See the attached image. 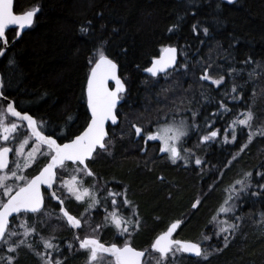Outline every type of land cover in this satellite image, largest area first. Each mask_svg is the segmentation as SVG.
Listing matches in <instances>:
<instances>
[{"label": "trees", "instance_id": "16d2710c", "mask_svg": "<svg viewBox=\"0 0 264 264\" xmlns=\"http://www.w3.org/2000/svg\"><path fill=\"white\" fill-rule=\"evenodd\" d=\"M37 6L39 11L34 23L20 36L15 27L5 32L8 47L0 57L2 90L16 102L17 109L28 111L37 121H44L45 134L52 135L55 131L54 138L59 142L66 141L59 139L62 128L69 137L79 134L90 119L86 99L89 58L101 44L109 58L117 63L126 87L123 102L117 108L119 122L108 127L114 145L112 154L101 152L89 167L109 181L108 188L120 192L127 186V198L136 206L141 221L139 230L128 237L119 236L111 225L95 233L85 226L77 234L81 238L94 235L106 244L123 245L131 239L133 247L143 249L171 222L181 219L183 223L175 238L200 242L211 254L204 259L177 253L174 258L168 257L167 264H264V222L260 223L264 189L257 187L264 184V176L256 175L264 173V71L257 72L250 80L248 72L255 65L244 63L251 57L264 69V0H233L232 4L224 0H14L13 3L17 14ZM88 22H91L89 31L82 33L80 28L87 27ZM173 25L177 27L170 32ZM193 25H197L195 31ZM204 27L209 29L207 36L203 33ZM169 45L177 47L179 65L185 63L184 54H187L188 69L178 67L167 78L146 75L144 70L152 59L159 56L163 46ZM225 52H230L231 57L226 58ZM9 60L15 61L14 67H9ZM198 61L213 65L209 74L214 78L224 76L221 86L199 80L203 69ZM229 69L239 74L230 76ZM233 83L241 86L234 94L241 96L237 101L223 95L230 92ZM201 90L211 97L210 103L204 102ZM221 100L231 114L213 117L211 114ZM174 104L198 111V124H203L206 118L214 120L209 131L220 130L214 142L198 148L193 146L199 144V136L206 134L203 128L185 143L207 162L202 166L172 164L167 155H159L160 143L145 144L143 134L137 137L132 128L135 123L144 126L145 132L153 131L149 121L163 117ZM247 106L255 114L253 127H238L236 141L224 142L227 123L235 113L246 111ZM69 117L74 123L69 124ZM7 121L13 119L8 117ZM21 131L20 136L28 134L26 128ZM250 131L256 133L251 142L248 141ZM144 147L146 154L141 152ZM46 162L37 161L27 170L26 177L34 176ZM247 171L252 172L251 191L259 195H247L237 202L239 208L235 215L243 219L239 231L226 242L225 234L215 235L216 226H209V221L222 195L226 194L224 189ZM63 175V171H58L59 177ZM58 180L57 194L64 199L68 211L79 217L85 203L69 198L58 186ZM92 183L91 179L86 180V185ZM103 193L100 191L99 195ZM44 196L45 211L52 215L29 214V219L19 214L11 220L12 230L23 233L24 229L18 227L22 220L28 219L29 224L36 221L38 235L25 238L34 246L39 244L36 251H44L40 236H54L53 243L60 251L54 252L53 258L58 255L62 264H88V252L79 248L75 232L55 215L59 212L58 203L49 199L45 191ZM198 198L201 202L193 208ZM111 210L109 207L108 211ZM119 210L124 216L132 211L126 206ZM104 215L103 207L98 212L94 209L92 227L103 224ZM228 218L234 222L232 214ZM205 235L211 239L203 241ZM6 254L7 245L0 244V257ZM15 255V264H42L27 247L22 246ZM104 257L107 264H115L112 257Z\"/></svg>", "mask_w": 264, "mask_h": 264}, {"label": "snow or ice", "instance_id": "6c2138e0", "mask_svg": "<svg viewBox=\"0 0 264 264\" xmlns=\"http://www.w3.org/2000/svg\"><path fill=\"white\" fill-rule=\"evenodd\" d=\"M229 4L233 0H227ZM219 7V5H218ZM39 7H34L31 10L22 11L17 14L13 9V0H0V42L7 45L6 29L10 25L17 26L18 29L24 30L26 27L34 23L36 13ZM194 14V13H193ZM182 19V18H181ZM91 27V22L88 26H82L80 31L87 33ZM177 25H173L169 31H173ZM197 25H193L195 31ZM203 33L207 36L209 29L203 28ZM19 35V32L17 33ZM5 52L4 47H0V55ZM93 56L89 58L90 73L87 77V106L90 109V119L86 121V126L83 130L74 136L69 137L62 128L59 133V139L66 140L64 143H58L54 136L46 135L47 126L44 121H37L28 111H20L16 107L15 101H8L4 96V80L0 76V140L15 143V140L22 135L21 129L26 128L28 135L20 142L19 146L14 149L16 159L9 164V153L13 151L8 146L0 147V244L7 245V254L0 257V264H15L16 253L23 246L32 250L38 256L42 264H62V260L57 255L53 258V253L59 254V246L53 243L54 236L47 238L40 236V242L43 245L44 251H36L39 244L34 246V243H29L27 237L38 235L36 221L29 224L28 219L22 220L18 227L23 228V233H18L12 230L9 222V217L13 214H22L31 218L29 214H35L45 217H50L51 212L45 211V197L41 193V185H47V190L54 187V182L60 179V188L67 193L69 198L74 197L76 201L83 202L87 206L79 217L72 215L64 207V199L57 195L56 191H51L49 199L59 201V212L55 215L67 223L69 226L81 229L85 226L91 228L93 233L99 231L102 227L114 226L117 229L119 236L131 237L132 234L139 230L140 219L136 206L127 198V186L120 192L107 187L109 181L103 180L95 173L89 164L94 161L95 157L101 152L111 155V148L114 146L108 131L105 128V122L111 121L115 125L118 121L117 105L122 100L121 94L125 92L124 82L116 74L117 64L109 58L105 53L103 44L93 50ZM178 49L176 46H163L160 50V55L154 57L151 62V67L146 69L152 77H157L163 73L165 78L170 71H176L177 68L188 69L187 54H184L185 63L178 64L177 60ZM225 57L230 58L231 53L225 52ZM203 69L199 80L201 82L210 81L212 84L221 86L224 81V76L218 79L209 74V69L213 68L212 64L205 65L203 62H197ZM246 65L254 64L255 67L248 72V77L251 80L257 72L264 71L260 67L259 62L252 61L251 57L244 62ZM9 67L15 66L14 60H9ZM234 69H229L230 76H236ZM109 80L115 81V87L109 88ZM241 88L240 85L233 83L230 92L226 91L223 95L230 97L233 101L241 99V96L234 95ZM201 96L204 97L205 103L211 102V97L205 95L201 90ZM183 103V100L181 101ZM189 105L192 101H188ZM6 104V107H5ZM225 114H231V110L221 100L214 113L213 117H223ZM9 115L15 118L17 122L8 123ZM198 111L190 108H180L175 105L172 110L164 113L163 117H157L156 120L149 121L153 126V131L145 132L144 126L132 124L137 137L143 134L145 144L149 141L160 142V152L166 153L168 160L172 164L182 161L188 165L193 161L197 166H202L207 163L200 156H195L192 148H185L184 144L190 139L191 135L199 132L202 128L206 134L199 136V144L194 145L198 148L205 143H211L216 140L219 135V129L208 130L213 127L214 120L206 118L203 124L197 123ZM255 114L251 110V106H247L246 111L235 113L233 119L227 123L224 128V142L229 140V130L231 140L237 139V128L247 126L249 129L253 127ZM26 122V124H25ZM68 122L74 123L72 117L68 118ZM256 133L249 132L248 141L251 142ZM30 139H34L35 143L31 151L24 154V146ZM241 147V151L244 147ZM44 149V150H42ZM141 152L147 153V148H141ZM37 153L47 160V163L39 171V173L31 178L23 174L25 168L36 161ZM50 157V159H49ZM233 159H236L233 156ZM148 161H145L147 164ZM231 161H229V164ZM71 166V167H69ZM215 167V166H214ZM228 167V165H225ZM58 171L71 173L69 178L63 179L58 176ZM257 176H264V173L257 172ZM91 179L93 183L86 186V180ZM162 179V177H161ZM210 188L212 185L209 186ZM259 189H264V184L257 186ZM252 172H243L239 179L234 180L228 185L224 192L225 198L219 205L216 212L209 221V226L215 224V235H224V240L227 242L230 236H234L240 229L242 217L235 215L238 211V201L247 196H257L259 192L251 191ZM103 191L105 195L100 196L99 192ZM116 197H122L118 204ZM110 201V203H109ZM198 198L192 204L196 208L200 204ZM126 206L132 209L128 216L122 215L120 208ZM100 207L104 208L103 224H96L92 227L91 212L95 209L97 212ZM109 207L112 211L109 212ZM227 217L232 214V220L221 219V215ZM16 217H13L15 219ZM260 222H264V212L260 214ZM43 223V221H40ZM183 223L181 219L174 220L166 230L158 233L151 244L143 249H137L132 246L131 239L124 241L122 246L112 243L106 246L101 243L94 235H85L83 238L77 234L74 239L78 241L79 248L88 252V264H103L102 254H110L115 258V264H167L168 257L173 258L177 253L193 254L197 257L207 259L211 254L207 248H202L200 242H192L186 240L173 239V233ZM23 237V238H22ZM15 238V239H14ZM211 237L203 236V241L210 240ZM227 246V243L224 245ZM72 247L71 244L68 245Z\"/></svg>", "mask_w": 264, "mask_h": 264}, {"label": "rangeland", "instance_id": "374dc122", "mask_svg": "<svg viewBox=\"0 0 264 264\" xmlns=\"http://www.w3.org/2000/svg\"><path fill=\"white\" fill-rule=\"evenodd\" d=\"M9 117L10 118H12L10 115H9ZM13 119V121H10V122H8V123H13V122H17L14 118H12ZM28 131V130H27ZM29 134V133H28ZM27 133H25L24 134V136H20L18 139H16L15 140V143H12V142H6V141H3V140H0V147H2V146H10L12 149H13V151H12V161L13 160H15L16 159V154H15V151H14V149L16 148V147H18L19 146V144H20V142L25 138V136H27L28 135ZM224 135H225V132H224ZM228 135H229V140H228V143H230V144H233L235 141H232L231 140V135H230V130H229V133H228ZM152 142H158V144L160 143L159 141H152ZM34 143H35V141H34V139H30L29 140V142L24 146V154L26 155L27 154V152L28 151H31V149H32V146L34 145ZM184 147L185 148H188V146H185V144H184ZM42 150H44V149H42ZM194 152V151H193ZM194 154H195V156H198V154H197V152H194ZM159 155L160 156H163V155H167L166 153H162V152H160V144H159ZM202 158V157H201ZM203 159V158H202ZM39 160H46L45 158H43V157H41L40 155H39V153H37V159H36V161L35 162H33L31 165H30V167L29 168H25L24 170H23V174L26 176V172H27V170H29L32 166H34L35 164H36V162L37 161H39ZM178 162H182V161H178ZM183 163V162H182ZM12 165V164H11ZM10 165V166H11ZM188 165H194V166H196L197 167V165H195L194 164V158H193V161L191 162V163H189ZM71 167V166H70ZM63 173H64V175L61 177V178H63V179H67V178H69V176L71 175V173H68V172H64L63 171ZM58 186L60 187V179L58 180ZM86 186H88V185H86ZM110 185H108L107 187H109ZM64 191V190H63ZM65 192V191H64ZM100 193V192H99ZM102 195H105V193H103ZM225 196H226V194H224V195H222V197H221V199H220V201H219V203L216 205L217 207H216V210L218 209V207H219V205L221 204V202L223 201V199L225 198ZM122 199H117V202H118V204L120 203V201H121ZM59 205V204H58ZM87 205L85 204L84 205V208L86 207ZM67 208V207H66ZM112 211V210H111ZM111 211H109V212H111ZM71 213V212H70ZM74 215V214H73ZM229 215H231V214H229ZM230 219V218H228V216L227 217H225V216H221V219ZM229 222H231V221H229ZM260 223H263V222H260ZM67 224V223H66ZM67 226H68V224H67ZM69 227V226H68ZM262 227H263V229H264V226L262 225ZM70 228V227H69ZM70 229H72V228H70ZM73 230V229H72ZM74 231V230H73ZM75 232V231H74ZM77 235V231L75 232V236ZM54 242V241H53ZM78 242V241H77ZM79 245V244H78ZM187 255V254H186ZM103 256V264L105 263V264H107L106 262H107V260H106V258L104 257V256H108V255H105V254H103L102 255ZM111 257V256H110ZM114 261V260H113ZM115 263V262H114Z\"/></svg>", "mask_w": 264, "mask_h": 264}, {"label": "water", "instance_id": "95a60500", "mask_svg": "<svg viewBox=\"0 0 264 264\" xmlns=\"http://www.w3.org/2000/svg\"><path fill=\"white\" fill-rule=\"evenodd\" d=\"M224 1H227V0H224ZM13 3H14V0H13ZM12 27H17V26H14V25H10V26H8L7 27V29H9V28H12ZM29 27V26H28ZM28 27H26L25 29H27ZM6 29V30H7ZM24 29V30H25ZM24 30H20V29H18L17 30V33L19 32V35L18 36H20L21 35V33L24 31ZM3 47L5 48V51H6V49H7V47H8V45H4L3 44ZM5 53V52H4ZM160 55V54H159ZM0 57H2V55H0ZM158 57V56H157ZM177 60H178V62H179V53H177ZM117 64V63H116ZM149 67H151V64L147 67V68H149ZM146 68V69H147ZM146 69L144 70V73L146 74V75H148V76H151L149 73H147L146 72ZM90 73V72H89ZM116 74L120 77V75H119V67H118V65H117V69H116ZM159 75H163V73H161V74H158V76ZM0 76H1V74H0ZM152 77V76H151ZM120 79L122 80V78L120 77ZM123 81V80H122ZM125 85V84H124ZM108 87L109 88H114L115 87V81H113V80H109V82H108ZM125 89H126V87H125ZM123 94V93H122ZM121 94V95H122ZM5 96V95H4ZM6 97V96H5ZM7 98V97H6ZM8 99V101H14L13 99H11V98H7ZM86 99H87V86H86ZM122 102H123V100H121L119 103H118V105H117V108L122 104ZM19 110V109H18ZM89 110V116H90V109H88ZM31 115V114H30ZM35 118V117H34ZM15 119V118H14ZM36 119V118H35ZM118 122H119V118H118V121H117V123L116 124H118ZM25 124H26V122H25ZM115 124V125H116ZM115 126V125H113L112 124V122L111 121H106L105 122V128H106V130L108 131V126ZM47 135V134H46ZM57 142L58 143H64V142H66V141H64V142H59L58 140H57ZM9 147V146H8ZM50 159V158H49ZM10 162H11V152L9 153V164H10ZM43 168V167H42ZM41 168V169H42ZM40 169V170H41ZM39 173V172H38ZM37 173V174H38ZM37 174H35V175H37ZM34 175V176H35ZM56 182V181H55ZM55 182H54V187L52 188V189H49V190H47V192L50 194V192L51 191H55ZM47 189V185H41V193L44 195V190H46ZM54 200V199H53ZM55 202H57L58 204H59V201H57V200H54ZM64 207L66 208V206L64 205ZM67 209V208H66ZM68 210V209H67ZM72 214V213H71ZM18 214H13L12 216H10L9 217V222H10V224H11V220L13 219V217H16ZM73 215V214H72ZM75 216V215H74ZM69 226V225H68ZM70 228H72L75 232L78 230V229H76V228H73V227H71V226H69ZM177 231V230H176ZM175 233L176 232H174L173 233V239H175L174 238V235H175ZM98 239V238H97ZM99 240V239H98ZM178 240H180V239H178ZM100 241V240H99ZM186 241H191V240H186ZM101 243H103V244H105L106 246H108V245H111V244H106V243H104V242H102V241H100ZM192 242H194V241H192ZM118 245V244H117ZM120 246V245H119ZM185 254H187L188 256H190V257H193V258H195V257H197V256H195V255H193V254H188V253H185ZM105 255H108V256H111L110 254H105ZM112 258L114 259V262H115V258L112 256Z\"/></svg>", "mask_w": 264, "mask_h": 264}, {"label": "flooded vegetation", "instance_id": "af4514ba", "mask_svg": "<svg viewBox=\"0 0 264 264\" xmlns=\"http://www.w3.org/2000/svg\"><path fill=\"white\" fill-rule=\"evenodd\" d=\"M149 142H152V141H149ZM12 160V159H11ZM12 164V161H11V163H10V165Z\"/></svg>", "mask_w": 264, "mask_h": 264}]
</instances>
